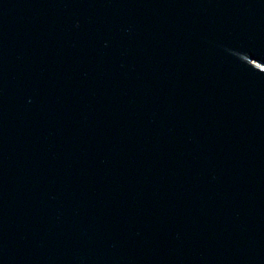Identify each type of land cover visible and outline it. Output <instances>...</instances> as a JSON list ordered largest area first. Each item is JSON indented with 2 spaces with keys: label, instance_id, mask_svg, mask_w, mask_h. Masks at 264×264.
<instances>
[{
  "label": "water",
  "instance_id": "water-1",
  "mask_svg": "<svg viewBox=\"0 0 264 264\" xmlns=\"http://www.w3.org/2000/svg\"><path fill=\"white\" fill-rule=\"evenodd\" d=\"M0 264H264V0H0Z\"/></svg>",
  "mask_w": 264,
  "mask_h": 264
}]
</instances>
